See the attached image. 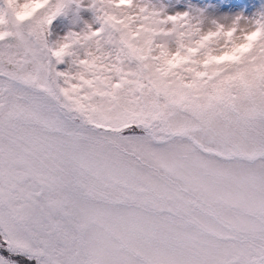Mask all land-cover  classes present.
Returning <instances> with one entry per match:
<instances>
[{"label":"snow or ice","instance_id":"6c2138e0","mask_svg":"<svg viewBox=\"0 0 264 264\" xmlns=\"http://www.w3.org/2000/svg\"><path fill=\"white\" fill-rule=\"evenodd\" d=\"M250 7L0 0V264H264Z\"/></svg>","mask_w":264,"mask_h":264},{"label":"rangeland","instance_id":"374dc122","mask_svg":"<svg viewBox=\"0 0 264 264\" xmlns=\"http://www.w3.org/2000/svg\"><path fill=\"white\" fill-rule=\"evenodd\" d=\"M164 3H169V0H163ZM172 2H175V0H172ZM248 5L251 7L248 8V10L253 11L255 8L261 4H264V0H247ZM178 8L183 7V4L177 5ZM247 7V6H246ZM58 24H60L61 29L64 27V23L58 21Z\"/></svg>","mask_w":264,"mask_h":264}]
</instances>
